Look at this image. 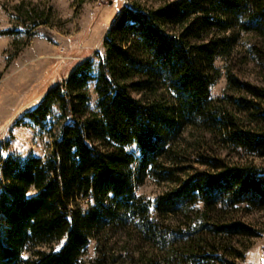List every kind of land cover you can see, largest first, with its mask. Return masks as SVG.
Returning <instances> with one entry per match:
<instances>
[{"label": "trees", "instance_id": "trees-1", "mask_svg": "<svg viewBox=\"0 0 264 264\" xmlns=\"http://www.w3.org/2000/svg\"><path fill=\"white\" fill-rule=\"evenodd\" d=\"M240 31L264 35V0H174L147 11L126 7L104 41L106 56L99 74L93 75L92 62L85 61L35 109L25 112L24 119L41 124L59 104L73 118L64 124L51 155L25 160L5 156L10 141L0 142V264H83L80 257L91 238L122 215L138 221L145 239L167 244L165 232L150 218L151 202L135 194L133 165L139 161L141 176L177 181L181 153L168 137L179 140L187 127L223 135L246 154L264 157V112L253 100L245 101L243 106L253 105L255 119L244 124L211 96L217 76L214 62L230 53ZM93 79L98 111L74 118V108L89 102L87 87ZM229 83L264 100V89L233 74ZM131 88L145 97H134ZM133 144L139 158L128 150ZM201 161L214 171L178 178L177 185L156 200L157 213L188 210L197 203L207 209L239 204L264 208V165ZM77 198L90 206L71 208ZM214 225L222 233L255 235L242 222ZM63 238L66 242L58 251L23 256L27 246ZM174 252L196 264H210L203 261L210 255L197 250L175 247Z\"/></svg>", "mask_w": 264, "mask_h": 264}, {"label": "rangeland", "instance_id": "rangeland-1", "mask_svg": "<svg viewBox=\"0 0 264 264\" xmlns=\"http://www.w3.org/2000/svg\"><path fill=\"white\" fill-rule=\"evenodd\" d=\"M173 1L0 0V31H14L0 35V142L10 141L4 155L23 160L33 156L48 158L64 124L72 123L73 118H68L59 104L52 107L41 124L24 119L25 112L35 109L49 90L64 83L85 61L92 62L93 75L99 74L100 61L106 56L104 41L126 7L147 11ZM214 69L217 74L211 87L214 103L232 111L244 124L255 119L253 105L249 104L251 110L243 106L245 101L253 100L260 108L258 111L264 112L263 99L229 85V74H233L241 82L264 89V35L236 33L232 50L217 57ZM130 91L138 99L145 97L142 91L133 88ZM87 95V106L78 104L74 108V118H84L98 111L96 80L89 82ZM240 98L243 101L239 104ZM173 139L168 137V143L181 153L175 173L177 181L141 176L139 161L133 165L135 194L151 202L150 218L165 232L168 243L161 245L145 239L137 220L122 215L91 238L80 261L83 264H101L106 260L111 264H196L197 261L182 259L183 255L174 252L175 247H184L197 250L203 256L210 255L203 259L210 264H264V208L253 209L239 204L232 208L207 209L197 203L175 213L159 214L155 210L158 197L173 189L178 178L183 180L197 171H214L202 163L203 158L220 159L229 165L247 161L264 165V157L246 154L229 144L223 135L192 127H187L179 140L174 142ZM128 150L140 157L137 144ZM89 203L77 198L70 207L85 210ZM231 222L246 224L255 235L222 233L214 225ZM65 242L63 238L38 247L27 246L23 256L35 257L38 251H58Z\"/></svg>", "mask_w": 264, "mask_h": 264}]
</instances>
